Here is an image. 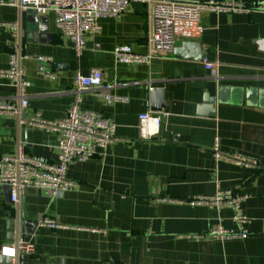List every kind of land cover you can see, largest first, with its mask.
<instances>
[{"label":"crops","instance_id":"1","mask_svg":"<svg viewBox=\"0 0 264 264\" xmlns=\"http://www.w3.org/2000/svg\"><path fill=\"white\" fill-rule=\"evenodd\" d=\"M7 1L0 0V21L17 23V30L14 37L0 31V70L15 52L26 85L0 77V101L18 104L26 98L28 105L14 116L0 114V154L21 146L30 155L56 160L57 134L20 119L34 111L59 119L77 97L82 109L114 122L116 141L73 162L67 177L77 185L61 196L28 187L12 203L9 188L0 185V264H264V13L204 11L199 34L179 36L175 46L197 42L202 59L172 52L126 64L116 61L115 47L148 52L150 26L142 2L100 18L99 32L86 35L77 54L56 28L52 11L22 10ZM94 68L102 73L101 85L77 91L75 73ZM152 90L162 95L160 110L152 108L159 101ZM105 94L127 100L108 103ZM205 95L216 98L212 114L203 106ZM147 111L161 113L158 126H146L154 129L149 137L138 117ZM215 139L223 153L254 158L260 167L216 161ZM234 187L248 196L242 203L247 235L194 237L216 223L235 233L239 228L229 209L174 199ZM43 218L59 227L39 225ZM21 238L31 249L1 253Z\"/></svg>","mask_w":264,"mask_h":264},{"label":"built area","instance_id":"2","mask_svg":"<svg viewBox=\"0 0 264 264\" xmlns=\"http://www.w3.org/2000/svg\"><path fill=\"white\" fill-rule=\"evenodd\" d=\"M133 1H140L147 7L149 33L147 35L148 52L135 53L129 45H119L114 48L116 61L126 64L147 63L153 57L166 56L173 52L177 37H193L200 32V15L204 11L219 15L223 13H264V0L247 3L245 0H9L7 3L22 10L34 9L45 14L54 13V22L58 31L71 40L75 52L80 54L85 46V37L100 30L98 20L106 16H117L126 11ZM11 31L13 37L17 23L0 21V31ZM42 60V58H39ZM213 64L206 63L211 69ZM0 77L7 78L11 84L20 87L26 85L23 71L19 66L18 56L11 53L9 66L0 70ZM102 83V73L99 69H91L87 74L75 73L74 85L79 92L98 88ZM108 103L125 102L127 99L119 95L105 94ZM80 97L67 109L65 115L56 120L42 117L39 111L23 115L21 124L52 131L57 134V156L51 161L33 156L25 152L23 147L9 154H0V185L10 189V201L15 203L19 195L28 187L44 188L54 196L76 187L77 183L67 177L68 167L75 161H85L104 152L115 137V124L102 115L80 107ZM28 105L23 98L18 104L0 101V114L17 115L19 109ZM145 132L146 126H158L161 113L147 111L139 116ZM154 129L146 130L149 137ZM216 161H224L244 168H258L259 162L251 157L239 154H226L219 149L218 140L212 149ZM247 195L232 189H217L211 195H195L187 199H174L178 203L188 205H203L210 208H226L232 212V220L239 228L237 233L225 229L220 223L208 228L205 235H194L196 238L208 236L220 240L247 235L248 217L245 215L242 203ZM41 226L56 228L59 224L51 218H43L38 223ZM30 241H18L13 247H3L1 253L15 255L16 250L31 249Z\"/></svg>","mask_w":264,"mask_h":264},{"label":"water","instance_id":"3","mask_svg":"<svg viewBox=\"0 0 264 264\" xmlns=\"http://www.w3.org/2000/svg\"><path fill=\"white\" fill-rule=\"evenodd\" d=\"M263 42H259V45ZM173 53L176 57L180 58H191V59H202L203 55L200 52V47L197 42L194 41H183L179 47H175L173 50ZM57 66V65H56ZM54 66V69L56 68ZM151 97L155 98V100H159L155 105H153V110H160L164 106V101L162 100V95L160 94V91L158 90H152ZM159 97V98H158ZM215 97L210 95H205L203 99V106L206 107L211 114L212 106L215 102ZM9 198H10V189H9ZM21 241H25L23 238H21Z\"/></svg>","mask_w":264,"mask_h":264},{"label":"rangeland","instance_id":"4","mask_svg":"<svg viewBox=\"0 0 264 264\" xmlns=\"http://www.w3.org/2000/svg\"><path fill=\"white\" fill-rule=\"evenodd\" d=\"M211 238V237H210ZM215 239H217V238H215Z\"/></svg>","mask_w":264,"mask_h":264}]
</instances>
